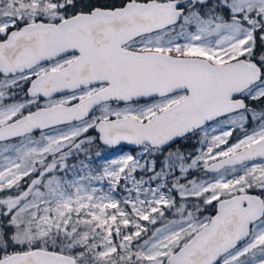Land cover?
I'll list each match as a JSON object with an SVG mask.
<instances>
[{
    "label": "snow or ice",
    "instance_id": "obj_1",
    "mask_svg": "<svg viewBox=\"0 0 264 264\" xmlns=\"http://www.w3.org/2000/svg\"><path fill=\"white\" fill-rule=\"evenodd\" d=\"M0 264H264V0H0Z\"/></svg>",
    "mask_w": 264,
    "mask_h": 264
},
{
    "label": "rangeland",
    "instance_id": "obj_2",
    "mask_svg": "<svg viewBox=\"0 0 264 264\" xmlns=\"http://www.w3.org/2000/svg\"><path fill=\"white\" fill-rule=\"evenodd\" d=\"M105 151H107V150H105ZM129 151H131L130 149H121L120 150V152H117V153H115V154H110L109 156H108V158H115V155H119V154H123V153H126V152H129Z\"/></svg>",
    "mask_w": 264,
    "mask_h": 264
},
{
    "label": "water",
    "instance_id": "obj_3",
    "mask_svg": "<svg viewBox=\"0 0 264 264\" xmlns=\"http://www.w3.org/2000/svg\"><path fill=\"white\" fill-rule=\"evenodd\" d=\"M119 147V146H118ZM125 148H128V149H132V146H129V145H125L124 146Z\"/></svg>",
    "mask_w": 264,
    "mask_h": 264
},
{
    "label": "flooded vegetation",
    "instance_id": "obj_4",
    "mask_svg": "<svg viewBox=\"0 0 264 264\" xmlns=\"http://www.w3.org/2000/svg\"><path fill=\"white\" fill-rule=\"evenodd\" d=\"M205 214H207V213H205Z\"/></svg>",
    "mask_w": 264,
    "mask_h": 264
}]
</instances>
